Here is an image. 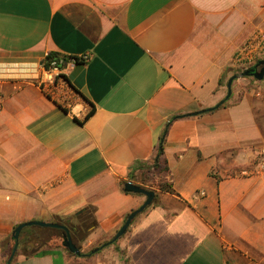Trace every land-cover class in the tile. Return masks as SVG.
Returning a JSON list of instances; mask_svg holds the SVG:
<instances>
[{"label":"crops","instance_id":"crops-1","mask_svg":"<svg viewBox=\"0 0 264 264\" xmlns=\"http://www.w3.org/2000/svg\"><path fill=\"white\" fill-rule=\"evenodd\" d=\"M262 34L264 0H0V264L21 223L87 207L82 253L112 241L146 200L128 182L156 197L119 240L78 257L57 234L11 264H264V80L227 98ZM49 55L88 58L70 111L35 84Z\"/></svg>","mask_w":264,"mask_h":264},{"label":"built area","instance_id":"built-area-1","mask_svg":"<svg viewBox=\"0 0 264 264\" xmlns=\"http://www.w3.org/2000/svg\"><path fill=\"white\" fill-rule=\"evenodd\" d=\"M88 58L67 57L64 55H49L43 64V70L35 81L40 91L58 107L72 110L83 96L72 86L66 74L67 68L74 67L81 60ZM264 59V35L250 39L234 57V65L238 75L253 68ZM200 192L199 195H204ZM198 195V196H199Z\"/></svg>","mask_w":264,"mask_h":264},{"label":"water","instance_id":"water-1","mask_svg":"<svg viewBox=\"0 0 264 264\" xmlns=\"http://www.w3.org/2000/svg\"><path fill=\"white\" fill-rule=\"evenodd\" d=\"M239 77H253L258 81L264 80V59L259 61L257 65L253 68H250L240 75H234L230 78L228 82V95L227 98H230L232 94V84L233 81ZM223 103V101L218 105L220 106ZM125 191L129 193H135V194H141L146 197V200L144 204L137 210L133 211L129 216L127 217L125 223L120 228V230L117 232L115 237L113 238V242L119 240L121 237H123L126 232L128 231L129 227L131 226L134 219L143 213L149 206H151L155 200L156 193L153 190L147 189L141 185H137L133 182H128L125 186ZM27 227H43V228H53V229H60L64 231L63 235V247H65L70 253L75 254L77 256L82 255L81 248H79L73 241L70 229L62 224L55 223V222H45V221H29L25 223H21L16 227V229L13 232V239H14V247L10 254V257L7 261V264H11L17 251L19 248V241L22 231ZM97 253V252H95Z\"/></svg>","mask_w":264,"mask_h":264},{"label":"trees","instance_id":"trees-1","mask_svg":"<svg viewBox=\"0 0 264 264\" xmlns=\"http://www.w3.org/2000/svg\"><path fill=\"white\" fill-rule=\"evenodd\" d=\"M92 113L93 111L89 113L88 116H90V114ZM162 152H163V149L161 148L159 154H162ZM161 190L171 191V188L169 187V185H161ZM55 223H59V224L67 226L70 229L71 236H72L74 243L79 248H82L81 246L82 242H84L85 239L88 237L89 229L95 223L94 209L92 207H87L81 213L75 215L74 217L70 219L57 218ZM32 231H34V234L30 233ZM57 234L62 235L63 237L64 231L60 229L43 228V227L25 228L21 233L19 246L24 245L25 249L29 248V251H27V255H31L35 253L38 249L45 246L47 243L51 242V240L55 239V236ZM111 243H114L113 240L97 248H94L88 253H82V255L78 257H91L94 254H96L95 252L97 253L100 252L102 249H104Z\"/></svg>","mask_w":264,"mask_h":264},{"label":"rangeland","instance_id":"rangeland-1","mask_svg":"<svg viewBox=\"0 0 264 264\" xmlns=\"http://www.w3.org/2000/svg\"><path fill=\"white\" fill-rule=\"evenodd\" d=\"M83 264H86V263L83 262Z\"/></svg>","mask_w":264,"mask_h":264}]
</instances>
